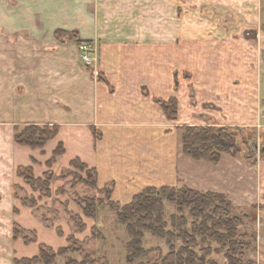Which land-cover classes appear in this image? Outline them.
Listing matches in <instances>:
<instances>
[{"label": "crops", "instance_id": "obj_1", "mask_svg": "<svg viewBox=\"0 0 264 264\" xmlns=\"http://www.w3.org/2000/svg\"><path fill=\"white\" fill-rule=\"evenodd\" d=\"M193 3L0 0V264L16 257L18 168L60 176L78 159L116 204L163 187L249 200L243 184L255 171L223 154L218 165L185 156L181 124L264 128L260 2ZM81 42L95 49L91 68L80 61ZM170 100L173 121L161 106ZM27 125L58 130L32 150L13 140ZM59 145L65 153L48 169Z\"/></svg>", "mask_w": 264, "mask_h": 264}, {"label": "rangeland", "instance_id": "obj_2", "mask_svg": "<svg viewBox=\"0 0 264 264\" xmlns=\"http://www.w3.org/2000/svg\"><path fill=\"white\" fill-rule=\"evenodd\" d=\"M188 1L197 4L204 0ZM259 2L263 18L264 0ZM258 25L264 26V21ZM263 38L264 35L259 38V43L263 44L264 50ZM91 58L96 61L94 48H91ZM260 88L264 106V73ZM188 122L181 124V130L184 127L216 126L197 119ZM225 128L239 130L235 137L239 154L235 157L222 154L255 171L253 175L248 172L245 178L247 185L243 184V191H249L247 202L238 200L231 203L224 196L223 204L214 202L217 212L214 209L204 210L198 216V213H191L188 208L170 203L166 200L167 196L160 198L161 224L156 226L155 235L145 232L142 239V248L148 254L145 259L128 262L127 247L131 239L126 226L119 223L118 214L129 204L112 202L111 187L99 189L96 175H92L90 169L69 164L60 176H54L48 170L39 179L33 174L31 184L20 178V185L14 187L17 222L14 230L19 232L15 244V260L40 257L42 250L44 258L38 264H162L168 254H177L185 248L192 253L189 264H264V192H255V189H264V154L255 150L252 152L249 148L253 139L257 140L259 149L264 148V128L248 127L245 132H242L241 127ZM64 153L51 162L52 155L48 161L51 162L50 166L46 163L48 169ZM58 180L69 183L54 189V182ZM207 217L213 220H207ZM230 219H237V223L227 225ZM12 235L14 237V231ZM183 235L186 238L193 237L196 247L184 244L186 238H182ZM217 236H221V242ZM64 249L69 250L60 253Z\"/></svg>", "mask_w": 264, "mask_h": 264}, {"label": "trees", "instance_id": "obj_3", "mask_svg": "<svg viewBox=\"0 0 264 264\" xmlns=\"http://www.w3.org/2000/svg\"><path fill=\"white\" fill-rule=\"evenodd\" d=\"M56 35L60 37L62 32H57ZM68 35V34H67ZM71 38L72 36H68ZM164 114L169 120H173L176 117V101L170 100L168 102H162ZM56 126H35L27 125L14 128L13 140L17 145L29 147L30 149H42L45 143L54 138L57 134ZM236 130V129H235ZM247 131L246 128H242V132ZM182 151L183 154L194 161H204L217 165L219 162V155L222 153L235 157L239 154V150L235 144V137L239 134V130H229L225 127L209 126V127H184L182 128ZM264 140V137H263ZM251 140L249 148L252 152ZM64 153L62 145H59L53 152V160ZM51 162L47 165L50 166ZM70 166H80L82 168L88 167L82 164L78 159L73 160ZM92 175H96L95 170H89ZM16 176L22 178L26 183L31 184L33 171L31 168H18ZM38 180L37 182H39ZM167 196V197H166ZM166 197L167 201L174 203L177 207H185L191 210V213H198L201 216L204 210H216L215 201H219L223 204L224 196L215 194L202 195L195 191H191L185 188L176 189L163 187L160 189L146 188L136 196H134L131 203L124 206L118 214V221L121 225L126 226L127 233L130 237V242L127 247V261H138L145 259L147 252L142 248V239L145 232L156 233V226L161 224L160 214L162 213V204L160 198ZM229 203H227V206ZM117 207V206H116ZM196 212V213H195ZM193 214V215H194ZM214 214V213H213ZM211 215V214H210ZM207 220H213L208 218ZM237 223V219H230L227 221V225H234ZM203 224L206 226L205 222ZM177 226V224H176ZM203 226V227H205ZM158 227V226H157ZM14 240L17 239L19 232L14 230ZM186 235H183L182 238ZM221 242V236H217ZM196 247L197 243L193 237H188L184 240V244ZM69 249L61 250L60 253L67 252ZM187 249H183L179 253L175 254L171 252L164 257L162 264H189L192 257L191 252H187ZM44 252L40 251V257L32 259H22L20 261L15 260L14 264H38L40 259H43ZM187 257V258H186Z\"/></svg>", "mask_w": 264, "mask_h": 264}, {"label": "built area", "instance_id": "obj_4", "mask_svg": "<svg viewBox=\"0 0 264 264\" xmlns=\"http://www.w3.org/2000/svg\"><path fill=\"white\" fill-rule=\"evenodd\" d=\"M78 52L80 55V61L86 68H91L93 58H91V46L87 42H81L78 44Z\"/></svg>", "mask_w": 264, "mask_h": 264}, {"label": "water", "instance_id": "obj_5", "mask_svg": "<svg viewBox=\"0 0 264 264\" xmlns=\"http://www.w3.org/2000/svg\"><path fill=\"white\" fill-rule=\"evenodd\" d=\"M252 147L255 151H258L260 154H264V148L259 149L257 145V140L252 142Z\"/></svg>", "mask_w": 264, "mask_h": 264}]
</instances>
